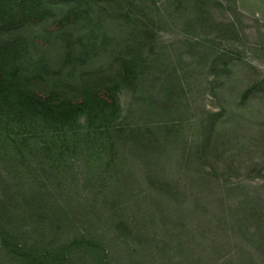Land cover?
Instances as JSON below:
<instances>
[{"label": "rangeland", "instance_id": "374dc122", "mask_svg": "<svg viewBox=\"0 0 264 264\" xmlns=\"http://www.w3.org/2000/svg\"><path fill=\"white\" fill-rule=\"evenodd\" d=\"M36 7L0 29L25 40L2 71L82 102L90 130L0 99V206L27 249L0 264H264V0Z\"/></svg>", "mask_w": 264, "mask_h": 264}, {"label": "trees", "instance_id": "16d2710c", "mask_svg": "<svg viewBox=\"0 0 264 264\" xmlns=\"http://www.w3.org/2000/svg\"><path fill=\"white\" fill-rule=\"evenodd\" d=\"M39 2L40 0H0V29H9L10 27L20 25L21 21L23 23L29 19V17L35 16L38 12L36 5H38ZM26 9H31L34 13L27 14ZM39 19L37 21H39ZM31 21L35 22V19H32ZM71 23V20L67 18L60 20L54 19V30L56 31L63 29L66 25L69 27ZM144 32L145 35L147 34V36H151L153 34L152 29L147 30L146 28L144 29ZM24 41L25 40L22 38H15L11 41L0 42V53L6 54L10 48H14L13 50H17L14 54V58H16V56L21 53V50H19L16 46L18 43H23ZM18 71L19 68L15 67L10 72L4 73L2 71V63H0V99L4 96L5 100L8 101L11 98V94L9 92L7 93L6 91L9 90L13 95V102H15L17 105V111L20 114H25L27 116L30 114L36 119L39 127L50 123L52 120L58 117L59 113H63L64 116L69 114V118L77 123L78 132L80 134L84 135L89 132V116L85 117L83 121H79V116L84 113L81 110L83 107H86L81 105L82 102L74 103L65 96H61L59 101L52 102V96L49 93L39 91L36 86L33 84L31 85V83H29L30 85L27 87L25 86L22 88L20 87V81L18 79ZM112 91L114 92V90ZM110 94L111 91L108 90V93L105 92L104 97L95 93H93L91 96L96 97L95 102L110 105V102H108ZM94 111V108H91L90 105L86 110L89 115L94 113ZM7 213L8 212L3 213L0 206V243L13 244L11 255L20 257V253L22 251H26L27 249L24 247V245L17 242L18 235L7 228L8 224L5 222V219L8 216ZM11 225L13 226L12 223ZM40 257L41 259L43 258L40 253L35 254L34 251H30L28 256L32 263L37 262L38 260L40 262ZM56 261H58L57 257L55 258V263Z\"/></svg>", "mask_w": 264, "mask_h": 264}]
</instances>
